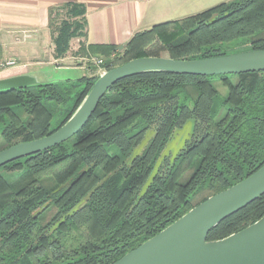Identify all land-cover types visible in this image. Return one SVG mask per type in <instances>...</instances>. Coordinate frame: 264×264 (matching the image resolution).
Masks as SVG:
<instances>
[{
	"label": "trees",
	"instance_id": "trees-1",
	"mask_svg": "<svg viewBox=\"0 0 264 264\" xmlns=\"http://www.w3.org/2000/svg\"><path fill=\"white\" fill-rule=\"evenodd\" d=\"M62 12L67 18L56 26ZM85 15L75 4L51 12L56 59L70 52L74 39L87 36ZM251 51H264V0H230L156 24L123 49L82 43L77 56L105 58L107 72L144 57L201 60ZM98 78L1 91L0 151L55 133ZM213 79L228 88L225 99ZM191 120L185 148L174 158L163 156L176 130ZM152 129L143 154L133 156ZM263 166L264 72L130 77L108 91L72 139L0 168V264H114ZM48 179L56 186L47 188ZM262 217L264 195L214 228L208 241Z\"/></svg>",
	"mask_w": 264,
	"mask_h": 264
},
{
	"label": "water",
	"instance_id": "water-1",
	"mask_svg": "<svg viewBox=\"0 0 264 264\" xmlns=\"http://www.w3.org/2000/svg\"><path fill=\"white\" fill-rule=\"evenodd\" d=\"M264 72V51H251L201 60L144 57L105 72L75 114L55 133L0 151V168L54 149L78 134L96 112L100 101L118 82L148 73L219 77ZM49 83L41 76L0 79V92ZM264 195V166L233 187L210 197L158 235L114 264H264V217L220 241L209 233L224 220Z\"/></svg>",
	"mask_w": 264,
	"mask_h": 264
},
{
	"label": "crops",
	"instance_id": "crops-1",
	"mask_svg": "<svg viewBox=\"0 0 264 264\" xmlns=\"http://www.w3.org/2000/svg\"><path fill=\"white\" fill-rule=\"evenodd\" d=\"M230 0H0V79L43 74V69L60 72L75 66L80 45H110L123 49L137 34L154 25L181 20ZM67 4L84 7L86 37L74 39L70 52L56 59L50 29L51 12ZM73 50V54H72ZM16 65L3 69L2 64ZM69 62V64H67ZM67 64V65H66ZM80 66L85 67L81 63ZM41 76V75H40ZM44 81L47 75L41 76Z\"/></svg>",
	"mask_w": 264,
	"mask_h": 264
},
{
	"label": "rangeland",
	"instance_id": "rangeland-1",
	"mask_svg": "<svg viewBox=\"0 0 264 264\" xmlns=\"http://www.w3.org/2000/svg\"><path fill=\"white\" fill-rule=\"evenodd\" d=\"M66 18L67 15L64 12H62L60 14V17H58V24H56V26L60 25L61 22ZM73 45L74 44H72L71 49H73ZM239 50H249V48L245 47ZM120 51L113 53L111 59H115L117 54H119L118 52ZM72 54H73V50H72ZM164 57L167 56L165 55ZM105 60H106L105 58H98V57L83 58V61L81 62L78 60H71L72 64L75 66L64 67L62 71L55 73L51 72L52 68L49 69L45 68L43 69V74L40 75L42 77L47 75L48 78H51L47 80H53L49 82H63L68 80L77 81L86 76L87 77L92 75L101 76L102 74L105 73L104 69L102 68V65L105 63ZM78 63H81V65L85 67H76L77 65L80 66ZM67 64H69V62ZM234 81H236V79ZM213 84L216 90L218 91L220 98L225 99L229 92L228 88L224 86L218 79H213ZM57 124H58V118L54 119L53 127H56ZM194 126H195V122L191 120L188 123H186V125H184L181 129L176 130L174 136L172 137L167 147L165 148L163 152V156L174 158L177 154H179V152L183 148H185L187 141L191 138L194 131ZM154 135H155V131L153 129L149 130L146 133L141 144L134 150L133 156L142 155L145 149L147 148V146L149 145V143L151 142V140L153 139ZM3 147L4 144L0 141V150L3 149ZM190 175H191V171L187 172L183 177L184 180H187V178H189ZM44 184L47 188H53L56 186L55 182L52 179L46 180Z\"/></svg>",
	"mask_w": 264,
	"mask_h": 264
},
{
	"label": "built area",
	"instance_id": "built-area-1",
	"mask_svg": "<svg viewBox=\"0 0 264 264\" xmlns=\"http://www.w3.org/2000/svg\"><path fill=\"white\" fill-rule=\"evenodd\" d=\"M16 65V63L14 61H9V62H6L4 64H2V68L3 69H7V68H10V67H14Z\"/></svg>",
	"mask_w": 264,
	"mask_h": 264
}]
</instances>
